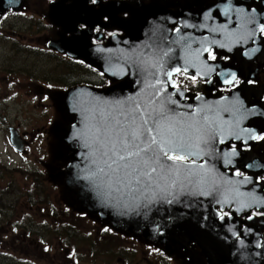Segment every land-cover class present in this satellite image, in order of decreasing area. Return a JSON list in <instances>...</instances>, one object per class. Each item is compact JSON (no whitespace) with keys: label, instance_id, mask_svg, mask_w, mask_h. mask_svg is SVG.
Masks as SVG:
<instances>
[{"label":"flooded vegetation","instance_id":"flooded-vegetation-1","mask_svg":"<svg viewBox=\"0 0 264 264\" xmlns=\"http://www.w3.org/2000/svg\"><path fill=\"white\" fill-rule=\"evenodd\" d=\"M109 3L128 4L131 8L143 10L151 8L155 21L158 9L159 15L170 21V57L172 64L178 57L183 69L172 75L171 83L175 85L173 89L183 95L179 103H188V107L190 104L191 107L186 110L188 114L200 106L194 113L199 110L204 115L206 110L208 116V106H213L209 102L230 97L235 99L234 133L220 137L217 146L212 142L209 148H205L204 151H208L205 160L193 156L189 160L195 163H185L187 166H198L205 162L210 165L206 164L212 171L207 175V183L216 185L219 190L216 196H212L217 203L213 217L227 224L224 232L239 240L244 233L256 234L254 229L248 232V222L254 219L264 221V208H257L252 202V198L264 197V139H259L264 136V32L260 31V26L264 25V0H97L95 5L90 0H0V48L9 52L0 64L1 82L6 81V76L16 78L17 73L33 79L32 67L28 64L33 55H38L42 63L49 58L56 60L57 66L51 72L58 73L50 78L47 73L40 72L36 82L41 86L32 84L28 87L36 95L30 98L16 92L19 87L13 80L8 82L6 88H0V135H4L5 148L11 152L12 158L27 156L33 152V146L41 150L39 146L43 143L54 144L53 155L57 163L48 168L44 181L59 189V197L49 196L43 189L37 201L27 202L32 187L37 186L32 183L33 167L17 168L13 159L0 158V235L16 237L17 241L24 242L21 244H27L37 252L40 249L43 256L40 258L44 262L40 264H213L211 259L215 255L189 238H177L167 246L154 244L102 222L99 216L88 213L77 204L75 196L66 192L62 178L57 176L67 165L58 158L63 155L60 130L69 126L65 125L68 123L63 110V94L75 87L88 86L81 83L82 70L88 73L89 80L101 81V88H95L97 90L108 89L115 83L80 60L52 50L48 44L58 41L61 36L76 38L80 32L87 33L93 47L105 46L112 36H123L124 33L113 26L111 13L114 12L103 10ZM74 5L88 11L89 25L82 29L79 22L76 27L63 30L57 23L64 19L62 12L66 13ZM101 11L103 15L99 19L97 12ZM105 16L108 17L107 21L104 20ZM115 17L127 21L131 14L123 12ZM33 26L42 31V46L34 47L27 39L19 40L13 35L16 29H30ZM97 26L101 31H95ZM6 29H9V35H3L2 30ZM178 30L181 33L175 35ZM212 56L216 59L213 60ZM209 67L213 69L211 72L208 71ZM233 73L239 83H225ZM190 77H195V80ZM52 88L57 90L56 93L50 91ZM45 91L56 96L55 104H51V107L56 108L60 117L58 123L52 126L50 132L43 129L36 136L31 134L33 129L30 132L21 131L20 126H16V108L31 107L34 103L44 109L46 105L43 103L47 100ZM232 110L233 106L230 112ZM227 117L223 115V118ZM11 134L18 138L19 152L10 142ZM43 136L45 138L42 139ZM201 146L200 143L199 147L194 146L195 151L201 150ZM233 149L235 154H231ZM27 163L29 161L22 164ZM17 173L29 181L25 183L26 186L15 184V177L10 175ZM184 175L180 173V177L184 178ZM226 180L228 184L236 186V189H232V199L228 197L229 201L225 199V193L230 194L232 190L225 187ZM11 182L13 186L6 189L5 186ZM45 182H42L44 188ZM13 187L21 194L15 202V196H11L10 201L7 194ZM20 201H23L22 207L28 210L29 215L24 212L21 213L25 216L18 215L20 205H17ZM9 212H12L11 216ZM21 223L23 227H19ZM50 235L55 236V245L44 244ZM259 235L264 243V231ZM222 251V256H226ZM25 254L29 255L28 251ZM233 254L236 252L228 253L229 256ZM20 258L12 255L10 264H38L35 258ZM230 263L246 264V261L221 259L215 264Z\"/></svg>","mask_w":264,"mask_h":264},{"label":"water","instance_id":"water-1","mask_svg":"<svg viewBox=\"0 0 264 264\" xmlns=\"http://www.w3.org/2000/svg\"><path fill=\"white\" fill-rule=\"evenodd\" d=\"M105 9L114 12L111 13L113 26L123 32V36H112L105 46L93 47L89 43L87 33L80 32L76 38L66 39L61 36L58 41L48 44L52 50L82 61L115 83L114 86L100 91L77 87L67 91L63 96V110L70 125L60 130L61 152H63L60 158L68 162V165L58 177L63 179L66 192L74 195L79 206L88 213L99 216L102 222L110 223L114 228L134 236H141L151 243L167 246L174 243L177 238H189L205 246L212 255H215V258L211 259L213 264L219 263L221 259L244 260L246 264H264V243L259 235L264 231V221L254 219L248 222L246 225L248 232L254 229L256 234L244 233L239 240H235L234 235L224 232L227 224L213 217L217 203L212 196H216L219 190L216 185L207 183V175L212 171L207 168V165H210L206 162L203 168L198 167L199 165H188V168L197 175H188L187 170H183L181 173L185 174L184 178L173 175L167 183L158 180L159 186L154 183L146 191L129 193L125 190L123 195L114 193L117 200L108 202L102 201L96 195L93 184L83 178L96 167L92 164L94 158L91 155L92 149L85 146L86 139L91 142V133L85 127L89 123L85 119L89 113L84 109L90 108L92 104L98 105L104 111L115 113L121 110L116 101H127V104L133 105L138 103L142 107H147L149 111L158 108L163 101L166 108L174 110L177 126L183 125L188 120V116L179 115L188 114L186 111L189 108L188 103H179L183 95L173 90L171 83L172 75L178 73L176 69L179 68L180 71L183 69L178 63V57L173 64L170 57L171 38L168 33L170 21L160 16L158 9H156V21L151 8L143 10L131 8L128 4L109 3L103 10ZM123 12H129L131 18L127 21L116 19L115 16ZM102 15V11L97 12V18ZM62 16L64 19L56 23L63 30L70 26L76 27L79 22L89 25L88 11L75 5L66 13L62 12ZM180 33L178 30L175 35ZM169 72L171 76L167 74ZM157 80L160 83H157ZM169 100H176L178 103L173 104ZM234 101L235 99L230 97L209 102L213 106L212 108L208 106V116L206 110L204 115L199 110L194 113L201 108L200 106L190 113L195 120L204 124L203 136L209 141L208 145L200 143L202 149L199 151H195V147L191 149L199 154V159L205 160L208 151L204 149L209 148L212 142L217 146L220 137L234 133ZM232 106L233 110L230 112ZM221 111L228 117L223 118ZM204 117L208 118L206 124ZM80 132L85 133V136H78ZM10 139L16 151H20L18 138L11 134ZM194 143L196 144L197 141ZM167 163L171 165L173 161L169 160ZM203 171L206 182L198 183ZM172 180L177 182L174 186H169ZM228 183L226 180V188L236 189L235 185ZM233 191L230 194L225 193L227 201L232 199ZM169 200L172 202L169 203ZM252 202L257 208H264L263 196L252 198ZM220 250H223L226 256H222ZM233 252L236 254L228 255Z\"/></svg>","mask_w":264,"mask_h":264},{"label":"snow or ice","instance_id":"snow-or-ice-1","mask_svg":"<svg viewBox=\"0 0 264 264\" xmlns=\"http://www.w3.org/2000/svg\"><path fill=\"white\" fill-rule=\"evenodd\" d=\"M90 2L95 5L97 0ZM104 20L107 21L108 17L105 16ZM86 27L85 24L80 25L82 29ZM95 31L99 32L101 28L97 26ZM260 31L264 32V25L260 26ZM211 58L216 59L215 56ZM212 70L208 68L209 72ZM176 71L179 72L180 69L177 68ZM184 71L187 72V68ZM167 74L171 76V72ZM190 79L195 80V77ZM233 81L239 83L234 73L231 79L224 82L231 84ZM156 82L160 83L159 80ZM169 102L176 103L172 100ZM116 103L120 105L121 110L115 113L104 111L96 104L84 109L89 113L85 117L89 121L85 127L91 133V142L86 139L85 146L92 149L91 155L94 157L92 164L96 167L83 178L93 184L96 195L102 201L117 200L114 193L123 195L125 190L129 193L146 191L154 183L159 186L158 180L167 183L170 177L173 175L178 177L183 170H187L188 175H197L185 162L195 163L189 158L192 156L199 158V154L191 149L194 146L199 147V143L208 145L209 141L203 136L204 124L195 120L193 114H179L188 116V120L177 126L174 110L166 108L163 101L158 108L151 111L138 103L134 105L127 104V101ZM203 119L206 124L208 118ZM78 136H85V133L80 132ZM259 139H264V136H260ZM194 141L198 143L194 145ZM231 154H235V149ZM169 160L173 161V164H168ZM198 167L203 168L204 165ZM237 175L240 173L237 172ZM176 182L172 180L169 186H174ZM197 182L205 183L206 176H201Z\"/></svg>","mask_w":264,"mask_h":264},{"label":"rangeland","instance_id":"rangeland-1","mask_svg":"<svg viewBox=\"0 0 264 264\" xmlns=\"http://www.w3.org/2000/svg\"><path fill=\"white\" fill-rule=\"evenodd\" d=\"M4 31L3 35H9V29L2 30ZM16 33L13 34L18 37L19 40L21 39H27L32 46H42V31L39 30L36 26H33L32 28L28 29H16ZM50 38L51 36L48 35ZM44 43V41H43ZM9 55V52L3 51L0 48V64L1 62L4 61V59ZM46 63H42L38 55H33L31 59L28 60V64H31L32 71H33V79L27 78L28 75L17 73L16 78H12L10 76H6V81L1 82L0 79V88H6L8 85V82L10 80H13L14 84H17V91L19 95L21 96H36L32 90H30L28 87L32 84H36V87L41 86L36 80L39 77L40 72L47 73V75L51 78L54 77L57 74L52 73L51 69L55 68L57 66V61L54 59L49 58L48 60H45ZM66 65V64H65ZM64 66V65H59ZM48 69V71L46 70ZM46 70V71H45ZM50 91H54L56 93L57 90H53V88ZM44 94L47 96L46 102L43 104L46 105L44 109H42L41 106L35 105L34 103L26 108H16V126H20L21 131H33L31 132L32 135L36 136L35 134L37 133H42L43 129L46 130L47 132H50L52 130V126L55 125V123H58L59 120V115L56 111V108L51 107V104H55L56 101V96L50 92L45 91ZM37 96H41V94H38ZM11 113V112H9ZM14 115V113H12ZM48 117V118H47ZM38 129V130H37ZM41 130V132H39ZM38 134V135H39ZM42 139L45 138V136L41 137ZM4 135H0V158H4L5 160L10 159L14 160V162L17 164L18 167H22L23 169H29L33 167V174L36 175V177H33L32 183H36L37 185L40 184L41 182H45L44 178L47 179L48 175V168L53 165L54 163H57L55 161V156L53 155L54 151V144L50 143L45 144L43 143L39 147L42 148L41 150L37 148L36 146H33V152L28 154L25 157H14L12 158L11 152H9L4 145ZM55 159V160H54ZM29 161L27 164H22L26 163ZM55 161V162H54ZM48 170V171H47ZM11 177H15L14 181L17 186H26L27 181L26 178H22L19 173L12 174L10 175ZM9 177L6 176L5 178ZM4 185L1 183V188H3ZM45 193L49 194V196L52 197H59V189L54 187L52 184L46 183L45 182ZM34 186L32 187V189ZM26 192V190H25ZM9 199L11 196H15L14 201L17 199V197H20V192L13 187L11 190H8ZM27 193V192H26ZM10 201H12L10 199ZM24 202H26V199H23ZM23 201H20V203L17 205L19 208L17 209V213L22 214L21 212H24L25 214H28V210L23 209ZM5 212V210H4ZM25 214H22L25 216ZM9 215H12V212H9ZM37 216H35L36 218ZM30 218L32 222L35 223L33 216L30 214ZM30 221V220H29ZM19 227H23V223L19 225ZM45 238V237H44ZM47 238H45L44 241H46ZM16 243H18L16 245ZM24 242L17 241L16 237H10L8 235H0V264H10V257L13 255L15 258L17 256H20V259L25 260V258H35L37 259V263L40 264V262L44 263L43 260H41L43 257L41 254L40 249L38 252L34 248H29L27 244H21ZM48 243V244H47ZM57 241L55 239L54 235H50L49 239L44 243L46 245L50 244H56ZM16 245V249H15ZM28 251L29 255H26L25 253ZM49 260H52L49 258ZM23 262V261H22ZM23 264H25L23 262Z\"/></svg>","mask_w":264,"mask_h":264},{"label":"trees","instance_id":"trees-1","mask_svg":"<svg viewBox=\"0 0 264 264\" xmlns=\"http://www.w3.org/2000/svg\"><path fill=\"white\" fill-rule=\"evenodd\" d=\"M88 73L85 72L84 70L81 71V74H80V80L82 81L81 83L82 84H87L88 86L90 87H93V88H101L99 86V84H101V81H91L89 80V77H87ZM102 79H104L102 77ZM32 177H36V175H32ZM33 179V178H32ZM13 186V183L11 182L10 184L6 185V189L8 188H11ZM45 189L44 188V184L41 182L40 184H38L37 186H34V188L31 190V192H29V199L27 202H34V201H37L39 199V197L43 194L42 190ZM8 194V193H7ZM22 195H24V193H22Z\"/></svg>","mask_w":264,"mask_h":264}]
</instances>
